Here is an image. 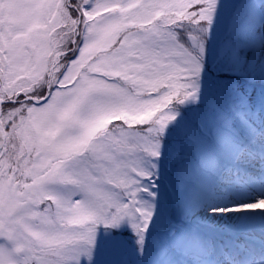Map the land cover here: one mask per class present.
Segmentation results:
<instances>
[{
	"label": "snow or ice",
	"instance_id": "snow-or-ice-1",
	"mask_svg": "<svg viewBox=\"0 0 264 264\" xmlns=\"http://www.w3.org/2000/svg\"><path fill=\"white\" fill-rule=\"evenodd\" d=\"M254 81L264 0H0V264H264Z\"/></svg>",
	"mask_w": 264,
	"mask_h": 264
},
{
	"label": "rangeland",
	"instance_id": "rangeland-1",
	"mask_svg": "<svg viewBox=\"0 0 264 264\" xmlns=\"http://www.w3.org/2000/svg\"><path fill=\"white\" fill-rule=\"evenodd\" d=\"M255 18L257 23H260V15L259 12L257 11L255 13ZM210 76H215L216 73L210 69L209 71ZM262 92H264V82L256 83L255 82H250L248 85V93L250 96L257 97L259 96Z\"/></svg>",
	"mask_w": 264,
	"mask_h": 264
},
{
	"label": "trees",
	"instance_id": "trees-1",
	"mask_svg": "<svg viewBox=\"0 0 264 264\" xmlns=\"http://www.w3.org/2000/svg\"><path fill=\"white\" fill-rule=\"evenodd\" d=\"M254 82H255V84H256V83H260V82L262 83V81H254Z\"/></svg>",
	"mask_w": 264,
	"mask_h": 264
}]
</instances>
